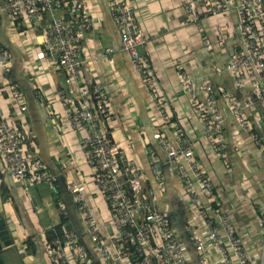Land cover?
<instances>
[{"label":"crops","instance_id":"crops-1","mask_svg":"<svg viewBox=\"0 0 264 264\" xmlns=\"http://www.w3.org/2000/svg\"><path fill=\"white\" fill-rule=\"evenodd\" d=\"M94 17V27L86 33L85 53L82 55L89 76L99 79L113 112V120L106 125L110 141L121 148L124 156L141 166L142 191L156 195L153 206L171 219L181 245L191 264H196L194 248L184 224L197 222L196 213L183 186L169 166L165 151L154 133L162 127L161 117L149 97V92L132 67L131 59L120 51V38L110 10V0H88ZM146 37L142 52L147 55L156 84L164 93L173 126L165 136L173 144V132L180 130L189 142L202 170L209 176L215 192L218 212L232 217L244 246L257 261L262 232L260 210L264 207V107L247 113L257 130L261 144H256L230 114L224 101L217 99L218 110L223 114L222 137L226 148V161L212 150L205 139L201 121L195 111L193 95L180 86V72L188 74L195 83V92L202 99L201 80L212 86L224 87L238 102L244 103L253 96L249 88L234 87L225 69L229 55L239 46L235 14L230 13L229 35L223 46L212 35L214 17L205 16L200 5L196 12L201 26L212 46L207 49L200 33L191 23L180 0H128ZM227 18V19H228ZM48 18L30 27L13 23L0 15V42L11 54L10 72L0 74V116H7L24 134L29 160L40 158L52 172V183L37 182L26 186L12 178L0 159V216H5L14 227L13 243L1 246L0 264H51L46 255L47 234L44 227L60 223L59 204H64L71 215L74 228L82 230L78 212L67 193L70 180L77 181L83 190L88 206L99 225H103L108 208L100 196L93 179L94 169L89 166L80 148L81 133L72 130L63 117V108L55 100L58 89L64 85L62 71L37 53L43 48V32ZM108 46L115 48L111 59L98 58ZM12 85L22 93L25 110L13 96ZM54 100V108L62 124L50 114V108L38 97ZM67 127V128H66ZM263 136V137H262ZM154 150L163 174V189L150 169L148 149ZM171 215V216H170ZM109 235L110 228H103ZM211 258L214 250L208 246Z\"/></svg>","mask_w":264,"mask_h":264},{"label":"built area","instance_id":"built-area-1","mask_svg":"<svg viewBox=\"0 0 264 264\" xmlns=\"http://www.w3.org/2000/svg\"><path fill=\"white\" fill-rule=\"evenodd\" d=\"M191 23L197 27L207 49L212 46L196 12L200 5L205 16L214 17L212 35L223 46L232 23L228 16L235 14L239 46L229 55L225 69L236 88H249L253 96L244 103L224 87H214L207 79L201 80L202 99H198L195 83L188 74L180 72V86L193 95V104L201 121L203 135L211 150L225 159L226 148L222 137L224 116L218 110L217 99L224 101L240 128L256 143L261 138L250 123L249 112L264 107V0H180ZM110 10L120 38V51L129 55L132 67L141 78L149 97L161 117V128L154 138L165 151L167 162L181 182L193 207L197 222L184 224L195 252L196 264H264V207L260 210L262 242L258 260H253L244 246L229 214L218 212L215 192L209 176L197 162L191 145L180 130L173 132V144L164 131L173 126L164 93L156 84L147 55L142 52L146 37L128 0H110ZM13 23L30 27L45 18L43 48L37 53L62 71L64 85L55 94L63 108L69 127L81 133L80 148L86 163L94 169L96 188L107 204L103 225H99L84 197L81 185L70 180L67 193L78 212L82 230L64 229L62 235L46 239V255L51 264H191L167 213L153 206L156 198L142 191L144 172L141 166L127 159L118 144L110 141L106 125L113 120V112L99 79L88 74L82 55L85 36L94 27V17L88 0H0V15ZM228 18V19H227ZM115 48L105 47L98 58L111 59ZM11 54L0 42V74L11 70ZM13 96L22 110L25 100L13 85ZM38 97L56 121L62 117L52 108L54 100ZM1 105V102H0ZM67 128V127H66ZM263 137V136H262ZM150 169L163 189L160 161L148 149ZM0 159L4 170L14 179L30 186L37 182L52 183L54 175L40 158L28 159L24 134L7 116H0ZM61 219L69 218L64 204L59 205ZM110 228V233H102ZM50 230L45 226L44 231ZM89 239V246L84 241ZM216 255L211 258L207 247Z\"/></svg>","mask_w":264,"mask_h":264},{"label":"water","instance_id":"water-1","mask_svg":"<svg viewBox=\"0 0 264 264\" xmlns=\"http://www.w3.org/2000/svg\"><path fill=\"white\" fill-rule=\"evenodd\" d=\"M16 232L14 227H10V223L6 220L5 216H0V249L1 246H8L13 243L14 233ZM84 241L89 246V239L84 236Z\"/></svg>","mask_w":264,"mask_h":264},{"label":"trees","instance_id":"trees-1","mask_svg":"<svg viewBox=\"0 0 264 264\" xmlns=\"http://www.w3.org/2000/svg\"><path fill=\"white\" fill-rule=\"evenodd\" d=\"M66 228H73V223L71 222V215H69L68 219H61L58 225H55L54 227H51L50 230L46 231L47 239L51 238L53 234L62 235V232Z\"/></svg>","mask_w":264,"mask_h":264},{"label":"rangeland","instance_id":"rangeland-1","mask_svg":"<svg viewBox=\"0 0 264 264\" xmlns=\"http://www.w3.org/2000/svg\"><path fill=\"white\" fill-rule=\"evenodd\" d=\"M144 54V53H143ZM145 55V54H144ZM146 56V55H145ZM95 264H98V260L97 259H93Z\"/></svg>","mask_w":264,"mask_h":264},{"label":"bare ground","instance_id":"bare-ground-1","mask_svg":"<svg viewBox=\"0 0 264 264\" xmlns=\"http://www.w3.org/2000/svg\"><path fill=\"white\" fill-rule=\"evenodd\" d=\"M12 67V66H11ZM60 205V204H59ZM171 216V215H170ZM232 218V217H231Z\"/></svg>","mask_w":264,"mask_h":264}]
</instances>
